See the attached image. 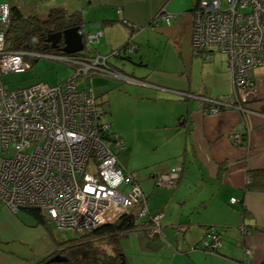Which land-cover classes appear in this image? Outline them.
<instances>
[{"label":"crops","instance_id":"1","mask_svg":"<svg viewBox=\"0 0 264 264\" xmlns=\"http://www.w3.org/2000/svg\"><path fill=\"white\" fill-rule=\"evenodd\" d=\"M193 2L0 0V5L17 7L23 15L37 7L41 18L56 7L75 13L81 28L102 31L93 47L103 55L127 40L130 27L139 28L134 57L123 59L134 60L136 68L121 70L114 61L118 56L110 55L109 62L137 80L120 79L125 94L146 104V132L126 140L110 134L125 142L117 153L119 164L145 193L149 215L162 213V235L137 229L121 234L125 264H264V65L253 70L256 96L242 103L243 111L207 114L201 98L226 97L234 88L225 54L212 46L192 48ZM163 7L171 15L169 23L155 20ZM93 81L98 99L112 84L97 79L93 87ZM172 167L181 168L177 182L154 185L153 173ZM51 225L25 209L13 213L0 202V264H50L69 245ZM208 227L221 235L215 253L201 247Z\"/></svg>","mask_w":264,"mask_h":264},{"label":"built area","instance_id":"2","mask_svg":"<svg viewBox=\"0 0 264 264\" xmlns=\"http://www.w3.org/2000/svg\"><path fill=\"white\" fill-rule=\"evenodd\" d=\"M8 14V5L1 4L0 78L31 66L25 59L29 53L6 49ZM155 20L169 23L171 15L163 7ZM136 30L120 52L131 54L137 49ZM78 33L83 43L78 52L30 53L36 59L66 63L74 70L72 77L53 86L35 81L15 89L0 82V149L11 151L10 156H0V202L13 213L36 209L48 223L72 236L115 223L136 209L141 221L135 229L162 235V213L149 215L145 193L120 166L117 153L125 142L111 138V124L102 121L105 111L90 83L94 75L137 80L110 64V55L119 51L103 55L95 50L93 44L103 34L100 29L80 27ZM191 45L195 50L217 48L226 55L231 74V95L201 98L206 113L243 111L242 103L256 96L253 70L264 65V0H200L193 13ZM79 78L87 82L85 87H79ZM180 171V167L156 171L153 183L173 186ZM220 245L216 227L206 228L202 249L215 253Z\"/></svg>","mask_w":264,"mask_h":264},{"label":"trees","instance_id":"3","mask_svg":"<svg viewBox=\"0 0 264 264\" xmlns=\"http://www.w3.org/2000/svg\"><path fill=\"white\" fill-rule=\"evenodd\" d=\"M199 1L194 0L192 7H198ZM73 19L77 20L80 28V17L75 13H67L59 7L50 9L45 18H41L36 14L23 15L17 7H9L8 26L5 29L6 49L29 53L25 56V59L29 62L33 60V57L30 56V53L33 52L58 53L60 48L64 46L63 41L59 42L57 48L52 49L49 43L46 42L47 35L49 32L63 30L65 23ZM125 25L128 24L125 23ZM130 28L129 35L134 32V28ZM126 42L127 40L120 47L113 50L119 51L117 55L111 56L128 59L129 54H125L123 51L120 52ZM252 185L253 182H250L247 186ZM25 210L35 217L39 223L44 224L46 222L44 215L38 210ZM138 224L137 210L133 209L115 223L102 225L73 237L72 240L68 241L69 245L62 252L69 264H122V262L125 264V255L119 236L134 230ZM149 234L153 235L155 233Z\"/></svg>","mask_w":264,"mask_h":264},{"label":"rangeland","instance_id":"4","mask_svg":"<svg viewBox=\"0 0 264 264\" xmlns=\"http://www.w3.org/2000/svg\"><path fill=\"white\" fill-rule=\"evenodd\" d=\"M31 8L32 11L29 12L30 14H37L39 12V9H37V7ZM184 34L186 35V33ZM129 55L130 57H134L135 53H131ZM115 59L116 60L114 61L117 62L116 64L119 66V68L127 73H130L133 69L136 68L134 65H132V62H134V60H123L126 58ZM30 64L31 66L22 73L2 74L0 82L3 85L7 86L9 89L23 87L31 81L35 80H39L50 86H53L56 83H60L63 80L72 77L74 74V70L72 69V67L58 60L40 57L37 59L33 58V60L30 61ZM194 68L198 69L197 63ZM125 69H128V71L130 72ZM115 70L118 71L120 74H124L121 73V71L117 69V67L115 68ZM93 79V87L97 83V79L102 84H106L107 81L112 83L110 85L107 84L109 86V89L103 96L98 99V102L101 103V107L104 108V110L106 111V113L102 116V121L111 124L110 132H112L113 136H122L123 138H125L126 136H131L134 132H137L138 134L145 133L146 129L144 119L148 117L146 114V104H138L136 97L131 98L129 97V95L125 94L122 89L124 84L119 78L116 79L103 75H94ZM78 82L80 88H83L87 85V82L85 83V81L81 80L80 78L78 79ZM138 124L140 130H138ZM122 137L121 139H123ZM10 155V150L2 151L0 149V156L7 157ZM121 158L122 157L119 156L118 161H121ZM138 172L140 171H136V173ZM51 227L55 236L59 240H64V235L58 230H56L55 226L51 225ZM75 236L76 235L73 234V237Z\"/></svg>","mask_w":264,"mask_h":264},{"label":"water","instance_id":"5","mask_svg":"<svg viewBox=\"0 0 264 264\" xmlns=\"http://www.w3.org/2000/svg\"><path fill=\"white\" fill-rule=\"evenodd\" d=\"M79 24L76 19L68 21L64 25V29L58 32H49L46 38V42L49 43L52 49H55L59 46L60 40L63 41L64 46L60 48V51L70 54L78 52L82 49L83 43L81 35L78 33ZM65 240L70 241L73 239V236L68 232L64 233ZM52 264H69L65 256L56 254L51 257L48 261ZM124 264V262H122Z\"/></svg>","mask_w":264,"mask_h":264},{"label":"flooded vegetation","instance_id":"6","mask_svg":"<svg viewBox=\"0 0 264 264\" xmlns=\"http://www.w3.org/2000/svg\"><path fill=\"white\" fill-rule=\"evenodd\" d=\"M60 41H62V40H60ZM58 254H60L61 256H64V254L63 253H58ZM53 257V256H52ZM50 264H52V263H50Z\"/></svg>","mask_w":264,"mask_h":264}]
</instances>
